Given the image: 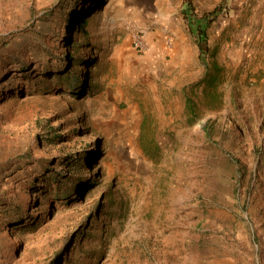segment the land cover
I'll use <instances>...</instances> for the list:
<instances>
[{
  "label": "rangeland",
  "instance_id": "rangeland-1",
  "mask_svg": "<svg viewBox=\"0 0 264 264\" xmlns=\"http://www.w3.org/2000/svg\"><path fill=\"white\" fill-rule=\"evenodd\" d=\"M64 2L0 0V264H264V0Z\"/></svg>",
  "mask_w": 264,
  "mask_h": 264
},
{
  "label": "trees",
  "instance_id": "trees-1",
  "mask_svg": "<svg viewBox=\"0 0 264 264\" xmlns=\"http://www.w3.org/2000/svg\"><path fill=\"white\" fill-rule=\"evenodd\" d=\"M186 6H187V10L183 12L184 18L187 21L188 24V28H189V32L192 35L194 41L196 42L197 46L200 49V60L201 62L207 66L206 64V59H205V55H206V49H205V44L207 43V29L211 24V21L214 19V15L209 17V16H204L200 19L196 18L194 16L193 10H191L189 3L186 2ZM67 5L66 2H64V0H60V6L62 8V18L65 9V6ZM43 17V18H42ZM48 17L47 14L41 16L40 21H46L45 19ZM87 19L88 16L86 13L81 14L77 17V21H78V26L80 27V29H83L86 24H87ZM9 43V38L7 39V37H3L0 39V47L2 46H6ZM14 64H17L20 66V69L22 70H27L29 68V66L34 65L33 68H35V64L36 62H29L26 59H20V58H15L12 59ZM64 62H66L64 64ZM81 61L80 60H75V56L72 52H67L65 54V56L63 58H60L58 61V64L53 66V68L50 70L54 71L52 72L53 78L52 80H54V82H58L59 84H65V82L67 83V86L70 87V89L74 90V91H78L82 85V81L80 78V71L78 70V68L80 67ZM49 68V67H46ZM45 70L41 69V72L44 73ZM51 73L50 71L46 72L45 75L48 77L47 75ZM35 76V75H34ZM33 76V77H34ZM35 82H42L43 80H40V78H36L34 79ZM87 85H89V81L87 82ZM85 91V90H84ZM215 132V130H213L212 132H209L208 134L212 135ZM72 160L73 165H72V170H75L76 167L78 168H82L83 167V163L81 162V160L79 158L73 157ZM80 172H82V170H80ZM66 178L63 180V178H59V191H62V195L64 197V199L66 200V202H69L70 200H68L67 197H70L71 201H81V199L85 198L86 194L94 185H95V180H92L90 182V184L86 187V189H84L80 194H77V197L74 198L72 200L71 196L73 194L74 189H76L77 183L79 182V180L76 181L75 175L72 172H69V175L65 174Z\"/></svg>",
  "mask_w": 264,
  "mask_h": 264
},
{
  "label": "built area",
  "instance_id": "built-area-1",
  "mask_svg": "<svg viewBox=\"0 0 264 264\" xmlns=\"http://www.w3.org/2000/svg\"><path fill=\"white\" fill-rule=\"evenodd\" d=\"M132 46L138 53H144L148 50V38L144 31L137 28L132 29Z\"/></svg>",
  "mask_w": 264,
  "mask_h": 264
}]
</instances>
